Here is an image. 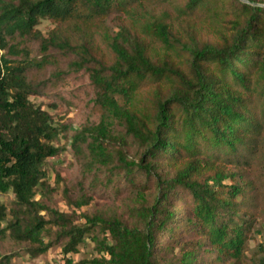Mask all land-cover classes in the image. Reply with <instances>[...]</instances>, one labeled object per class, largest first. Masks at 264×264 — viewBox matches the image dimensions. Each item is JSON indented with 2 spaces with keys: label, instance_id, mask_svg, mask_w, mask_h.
<instances>
[{
  "label": "trees",
  "instance_id": "trees-1",
  "mask_svg": "<svg viewBox=\"0 0 264 264\" xmlns=\"http://www.w3.org/2000/svg\"><path fill=\"white\" fill-rule=\"evenodd\" d=\"M149 1L0 0V264L52 248L63 264H264V240L248 255L243 209L264 7L178 0L173 20ZM84 103L96 121L56 120ZM66 151L79 189L68 206L108 200L123 217L52 205L48 160Z\"/></svg>",
  "mask_w": 264,
  "mask_h": 264
},
{
  "label": "rangeland",
  "instance_id": "rangeland-1",
  "mask_svg": "<svg viewBox=\"0 0 264 264\" xmlns=\"http://www.w3.org/2000/svg\"><path fill=\"white\" fill-rule=\"evenodd\" d=\"M178 0H150L146 7L153 9L157 12L166 11L173 20L180 19L177 16V2ZM52 26L48 22L43 21L39 29L46 33ZM35 104L47 102L46 98H31ZM253 105L256 107L257 115L262 124V130L260 135L257 136V143L254 153L251 155L252 168L248 169V177L253 182L252 196L250 201L244 205L243 209L250 210L253 213L254 229L252 238L248 243L249 251L248 255H252L264 240V98H260L257 95L252 97ZM56 120L61 123H68L73 128H78L82 124L96 121V116L93 115L84 103L78 110L67 114L62 111L55 113ZM48 183L52 192V205L59 210L71 214L72 212L79 213H93L97 211L114 213L120 216H124L120 203L112 202L108 200L94 199L89 205L81 208L80 210L74 209L72 206H68L66 195L76 198L79 194L78 184V167L69 151H66L59 159L48 160ZM38 197V196H37ZM11 199L12 195H8ZM126 217V216H125ZM11 241L7 239L5 247L10 244ZM90 248L81 249V252L73 256L74 261H79L83 258L89 257ZM58 248H52L44 256H40L31 259L23 250L19 251V256L11 260V264H63V261L59 258Z\"/></svg>",
  "mask_w": 264,
  "mask_h": 264
},
{
  "label": "water",
  "instance_id": "water-1",
  "mask_svg": "<svg viewBox=\"0 0 264 264\" xmlns=\"http://www.w3.org/2000/svg\"><path fill=\"white\" fill-rule=\"evenodd\" d=\"M240 2H242V3H244V4H250V5H252V6H262V7H264V5H257V4H255V3H250V2H248L247 0H239Z\"/></svg>",
  "mask_w": 264,
  "mask_h": 264
}]
</instances>
